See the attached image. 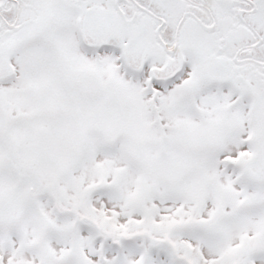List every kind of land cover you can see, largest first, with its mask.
Wrapping results in <instances>:
<instances>
[{"label":"snow or ice","instance_id":"6c2138e0","mask_svg":"<svg viewBox=\"0 0 264 264\" xmlns=\"http://www.w3.org/2000/svg\"><path fill=\"white\" fill-rule=\"evenodd\" d=\"M0 264H264V0H0Z\"/></svg>","mask_w":264,"mask_h":264}]
</instances>
